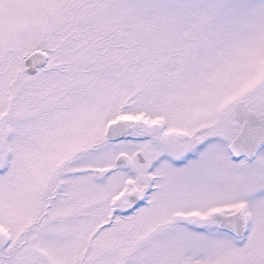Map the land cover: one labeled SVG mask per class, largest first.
Wrapping results in <instances>:
<instances>
[{
	"label": "snow or ice",
	"instance_id": "obj_1",
	"mask_svg": "<svg viewBox=\"0 0 264 264\" xmlns=\"http://www.w3.org/2000/svg\"><path fill=\"white\" fill-rule=\"evenodd\" d=\"M0 264H264V0H0Z\"/></svg>",
	"mask_w": 264,
	"mask_h": 264
}]
</instances>
